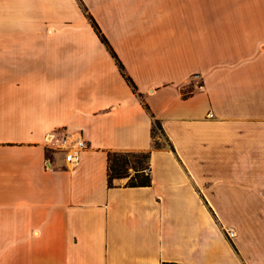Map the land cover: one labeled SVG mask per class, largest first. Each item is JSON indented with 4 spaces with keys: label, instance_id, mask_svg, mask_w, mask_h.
<instances>
[{
    "label": "crops",
    "instance_id": "0c3cea01",
    "mask_svg": "<svg viewBox=\"0 0 264 264\" xmlns=\"http://www.w3.org/2000/svg\"><path fill=\"white\" fill-rule=\"evenodd\" d=\"M82 2L143 100L79 0H0V264H264V0Z\"/></svg>",
    "mask_w": 264,
    "mask_h": 264
},
{
    "label": "trees",
    "instance_id": "16d2710c",
    "mask_svg": "<svg viewBox=\"0 0 264 264\" xmlns=\"http://www.w3.org/2000/svg\"><path fill=\"white\" fill-rule=\"evenodd\" d=\"M80 1V7L86 15L87 19L90 21L95 33L98 38L105 45L109 51L112 58L115 60L119 71L122 77L125 79L127 84L132 88L133 92L137 94L140 99L143 100V95L138 93V88L135 85L134 81L130 76L126 74L125 66L122 61L119 59L118 55L112 48L108 38L103 33L99 24L95 18L89 13L85 4ZM189 94L184 95L188 97ZM144 108L146 111L150 112L149 106L143 101ZM161 134L165 138L166 142L169 140L166 138V135L163 131L162 124L159 120H154V127L152 131L154 148L160 149L163 145L159 143L157 134ZM150 158L151 152L144 153H109L108 154V182L110 187L113 186V182L116 179H129L126 187L130 188H139V187H148L151 185V174H150ZM133 172V175L131 174ZM164 264H175V263H164Z\"/></svg>",
    "mask_w": 264,
    "mask_h": 264
},
{
    "label": "built area",
    "instance_id": "2783aa9c",
    "mask_svg": "<svg viewBox=\"0 0 264 264\" xmlns=\"http://www.w3.org/2000/svg\"><path fill=\"white\" fill-rule=\"evenodd\" d=\"M86 148L87 143L84 139H70L68 136H66L56 146L55 152L61 154L64 157L66 163L72 166H77L80 163L81 153ZM48 165L51 167L52 163L49 161ZM228 236L232 238L234 233L231 231L228 233Z\"/></svg>",
    "mask_w": 264,
    "mask_h": 264
},
{
    "label": "rangeland",
    "instance_id": "374dc122",
    "mask_svg": "<svg viewBox=\"0 0 264 264\" xmlns=\"http://www.w3.org/2000/svg\"><path fill=\"white\" fill-rule=\"evenodd\" d=\"M157 138H158V140H159V143L161 144V145H166L167 144V142H166V140H164V138L161 136V134H157ZM131 174L133 175V172H131ZM117 180V179H116ZM122 180H124V181H126V182H128L129 181V179H122Z\"/></svg>",
    "mask_w": 264,
    "mask_h": 264
}]
</instances>
